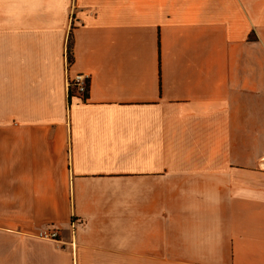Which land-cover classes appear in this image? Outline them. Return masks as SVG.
Listing matches in <instances>:
<instances>
[{
  "label": "crops",
  "instance_id": "0c3cea01",
  "mask_svg": "<svg viewBox=\"0 0 264 264\" xmlns=\"http://www.w3.org/2000/svg\"><path fill=\"white\" fill-rule=\"evenodd\" d=\"M0 264H264V0H0Z\"/></svg>",
  "mask_w": 264,
  "mask_h": 264
},
{
  "label": "built area",
  "instance_id": "2783aa9c",
  "mask_svg": "<svg viewBox=\"0 0 264 264\" xmlns=\"http://www.w3.org/2000/svg\"><path fill=\"white\" fill-rule=\"evenodd\" d=\"M67 84L68 92L73 91L75 95L84 100L89 86V74L76 73L72 77L68 78ZM73 225L74 223L71 224L72 227H74ZM37 236L42 239L58 241L59 231L55 228L45 227L38 230Z\"/></svg>",
  "mask_w": 264,
  "mask_h": 264
},
{
  "label": "trees",
  "instance_id": "16d2710c",
  "mask_svg": "<svg viewBox=\"0 0 264 264\" xmlns=\"http://www.w3.org/2000/svg\"><path fill=\"white\" fill-rule=\"evenodd\" d=\"M66 50H67V60L68 62L72 59V41H71V34H69L68 36V42H67V46H66Z\"/></svg>",
  "mask_w": 264,
  "mask_h": 264
}]
</instances>
